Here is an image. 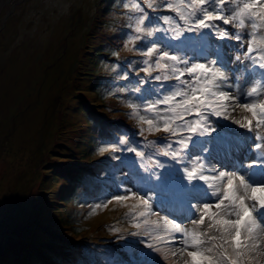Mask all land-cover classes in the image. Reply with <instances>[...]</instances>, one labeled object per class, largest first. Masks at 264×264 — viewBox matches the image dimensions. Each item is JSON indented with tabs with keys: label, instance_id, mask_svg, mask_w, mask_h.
I'll return each instance as SVG.
<instances>
[{
	"label": "snow or ice",
	"instance_id": "1",
	"mask_svg": "<svg viewBox=\"0 0 264 264\" xmlns=\"http://www.w3.org/2000/svg\"><path fill=\"white\" fill-rule=\"evenodd\" d=\"M124 6L139 14L129 17L135 35L127 34V43L141 42L139 83L149 84L134 89L140 103L128 104L130 115L139 134L163 132L167 139L126 148L121 145L129 140L121 139L100 149L130 152L140 161L138 167L131 161L95 205L126 207L137 230L131 235L148 238L138 243L151 251L138 249L116 264H262L264 0H131ZM161 8L174 15L146 11Z\"/></svg>",
	"mask_w": 264,
	"mask_h": 264
},
{
	"label": "rangeland",
	"instance_id": "2",
	"mask_svg": "<svg viewBox=\"0 0 264 264\" xmlns=\"http://www.w3.org/2000/svg\"><path fill=\"white\" fill-rule=\"evenodd\" d=\"M130 2L0 0V264L94 261L84 243L109 217L95 208L103 200L87 198L114 190L106 180L96 186L94 168L106 152L96 153L123 118L136 126L125 103L129 95L140 103L129 87L144 76L141 42L127 43L135 35L129 17L139 15L124 6ZM108 52L122 64L116 81Z\"/></svg>",
	"mask_w": 264,
	"mask_h": 264
},
{
	"label": "bare ground",
	"instance_id": "3",
	"mask_svg": "<svg viewBox=\"0 0 264 264\" xmlns=\"http://www.w3.org/2000/svg\"><path fill=\"white\" fill-rule=\"evenodd\" d=\"M119 235H114L110 233H99L96 232L95 234L91 235L89 234L88 239L89 241H86L84 244H87L90 248L92 247V253L94 256L100 252L103 248L111 247L116 244L118 241ZM80 259H77L72 264H79Z\"/></svg>",
	"mask_w": 264,
	"mask_h": 264
},
{
	"label": "trees",
	"instance_id": "4",
	"mask_svg": "<svg viewBox=\"0 0 264 264\" xmlns=\"http://www.w3.org/2000/svg\"><path fill=\"white\" fill-rule=\"evenodd\" d=\"M110 2L112 3V6L114 7V4L117 2V0H110ZM114 2V3H113ZM103 52V51H102ZM109 53V52H108ZM97 57V56H96ZM95 57V58H96ZM108 57L112 59V61H110L108 63L109 65V69L111 70L110 72H108V75H114V80L113 81H116L115 79L118 78V73L120 72L118 69H121L123 71V68H122V64L119 66L117 63H118V58H117V55L116 53L114 54H111L110 53L108 54ZM97 59V58H96ZM97 61V60H96ZM117 64V65H116ZM125 69H127L125 67ZM107 87H111V89H113V87L115 86V84L113 82H110L106 84ZM99 86H102V84L100 83ZM107 89V88H106ZM106 96V95H105ZM104 97V96H103ZM83 182V181H82Z\"/></svg>",
	"mask_w": 264,
	"mask_h": 264
}]
</instances>
